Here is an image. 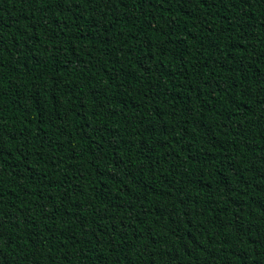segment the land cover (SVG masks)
<instances>
[{
  "label": "trees",
  "instance_id": "trees-1",
  "mask_svg": "<svg viewBox=\"0 0 264 264\" xmlns=\"http://www.w3.org/2000/svg\"><path fill=\"white\" fill-rule=\"evenodd\" d=\"M0 264H264V0H0Z\"/></svg>",
  "mask_w": 264,
  "mask_h": 264
}]
</instances>
